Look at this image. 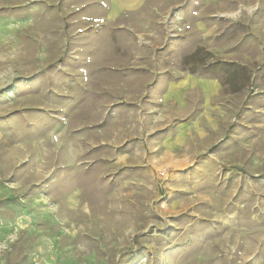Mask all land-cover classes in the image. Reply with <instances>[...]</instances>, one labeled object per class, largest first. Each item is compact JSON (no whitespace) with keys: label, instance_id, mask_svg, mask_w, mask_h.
Listing matches in <instances>:
<instances>
[{"label":"rangeland","instance_id":"1","mask_svg":"<svg viewBox=\"0 0 264 264\" xmlns=\"http://www.w3.org/2000/svg\"><path fill=\"white\" fill-rule=\"evenodd\" d=\"M114 4L0 0V264H264V0Z\"/></svg>","mask_w":264,"mask_h":264},{"label":"crops","instance_id":"2","mask_svg":"<svg viewBox=\"0 0 264 264\" xmlns=\"http://www.w3.org/2000/svg\"><path fill=\"white\" fill-rule=\"evenodd\" d=\"M119 0H115L114 9L115 12L118 10ZM222 90V85L219 80L216 78H203L196 76L194 74H187L183 77L177 79L176 81L169 82L163 92L158 95H155L157 100L166 103V102H174L177 103L178 106L182 107L186 104L188 100L189 94L193 92H199L202 94L204 101H210L211 99L220 95ZM167 137L161 138L163 143L154 144V147H159V152L154 153L153 157L161 156V155H170L174 153L175 146H171ZM153 147V149H155ZM161 154V155H160ZM159 160L157 158H153L151 160V166H157Z\"/></svg>","mask_w":264,"mask_h":264},{"label":"trees","instance_id":"3","mask_svg":"<svg viewBox=\"0 0 264 264\" xmlns=\"http://www.w3.org/2000/svg\"><path fill=\"white\" fill-rule=\"evenodd\" d=\"M232 67H234V66H232ZM236 67V66H235Z\"/></svg>","mask_w":264,"mask_h":264}]
</instances>
